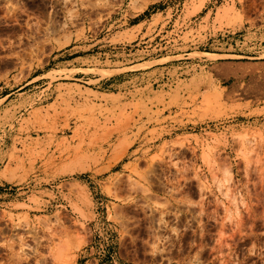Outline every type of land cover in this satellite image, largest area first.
<instances>
[{
	"label": "rangeland",
	"instance_id": "obj_1",
	"mask_svg": "<svg viewBox=\"0 0 264 264\" xmlns=\"http://www.w3.org/2000/svg\"><path fill=\"white\" fill-rule=\"evenodd\" d=\"M0 264H264V0H0Z\"/></svg>",
	"mask_w": 264,
	"mask_h": 264
},
{
	"label": "crops",
	"instance_id": "obj_2",
	"mask_svg": "<svg viewBox=\"0 0 264 264\" xmlns=\"http://www.w3.org/2000/svg\"><path fill=\"white\" fill-rule=\"evenodd\" d=\"M79 57H76L75 59H73V62L77 61Z\"/></svg>",
	"mask_w": 264,
	"mask_h": 264
}]
</instances>
